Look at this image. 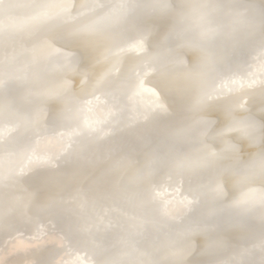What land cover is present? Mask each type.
<instances>
[{"label": "snow or ice", "instance_id": "6c2138e0", "mask_svg": "<svg viewBox=\"0 0 264 264\" xmlns=\"http://www.w3.org/2000/svg\"><path fill=\"white\" fill-rule=\"evenodd\" d=\"M139 7L135 0H0V95L17 83L24 87L26 103L40 102L33 113L0 104V141L13 135L39 138L44 103L51 99L65 102L61 116L65 130L59 133V139L70 148L73 139L81 135H110L112 129L102 125L118 114H127L128 127L157 116H174V122H179L185 111H202L245 88H264V0L243 10L234 5L203 4L195 14L182 18L175 35L184 47L199 54V62L178 75L169 69L184 61L171 57L166 48L147 54L146 45L154 26L140 17ZM13 9L22 10V14L13 15ZM242 45H250L257 53L254 70L247 78L236 74L233 63ZM131 54L139 58L134 73L120 80L116 88L106 89L105 83L119 73ZM90 62L106 66L91 83L85 67ZM73 75H78L82 86L88 89L86 95H70L69 77ZM186 84L196 85L195 95L188 93ZM245 103L243 100L231 107H243ZM207 123L197 122L202 128ZM192 130L191 126L174 127L168 139L177 142ZM218 155L207 145L194 154L155 155L137 174V191L128 197L139 210L132 219L138 229L151 227L160 237L158 257H149L141 264H183L177 240L243 228L249 217L264 229V174L258 181L249 172L239 175L231 197L223 173L190 182L191 176L211 168ZM14 163L7 174L0 170V183L35 167H55L48 152L35 149L21 153ZM161 170L165 174L157 179ZM55 203L48 206L54 207ZM84 206L82 202L80 207ZM82 230L90 229L85 226ZM44 235L41 228L40 236ZM222 244L223 241H214L216 247ZM258 247L264 250V230ZM66 256L58 264H96L92 259L85 261L71 247ZM105 264L122 262L110 260ZM219 264L249 262L233 258ZM259 264H264V259Z\"/></svg>", "mask_w": 264, "mask_h": 264}, {"label": "bare ground", "instance_id": "6f19581e", "mask_svg": "<svg viewBox=\"0 0 264 264\" xmlns=\"http://www.w3.org/2000/svg\"><path fill=\"white\" fill-rule=\"evenodd\" d=\"M135 3L140 5V17L154 26L147 41V54L166 48L171 57L184 61L169 69L178 75L199 62V54L184 47L175 35L182 18L195 14L203 4L234 5L243 10L260 4V0H135ZM12 14L20 15L22 10L13 9ZM224 19L226 22L227 18ZM256 55L250 45H242L233 57L236 74L247 78L254 70ZM138 63L135 54L129 55L119 73L105 83V88H116L120 80L134 73ZM85 67L90 83L106 70L105 65L91 62ZM69 79L70 95L87 94L88 89L82 86L78 75ZM185 88L195 95V84H186ZM23 96L24 87L13 83L0 95V104L33 113L40 102L26 103ZM243 100H246L243 107H231ZM65 107L63 99L44 103L39 138L13 135L0 141V170L5 174L15 167L17 156L34 149L48 152L55 160V167H35L0 183V261L3 264H58L68 258L69 247L85 261L92 259L96 264L110 260L141 264L149 257L157 258L160 237L151 227L141 230L135 226L132 217L139 210L128 199L137 191V174L155 155L194 154L207 145L219 154L218 158L211 168L191 176L190 182L223 173L229 197L234 194L233 185L239 175L249 172L258 181L264 174V88L260 85L213 102L202 111H185L179 122H174V116H157L128 127L127 114H118L102 125L112 129L110 135L99 132L81 135L73 139L70 148L59 139V133L65 130L61 123ZM201 120L208 122L206 127L197 124ZM181 125L191 126V134L171 142L168 133ZM164 174L165 170H161L157 179ZM51 202H56L54 207L48 206ZM85 226L90 230L83 231ZM41 228L46 233L43 237ZM262 230L249 217L243 228L200 233L187 240H177L176 248L183 253V264H219L233 258L259 264L264 259V250L258 247ZM214 241H223V244L216 247ZM241 253L245 255L241 257Z\"/></svg>", "mask_w": 264, "mask_h": 264}]
</instances>
